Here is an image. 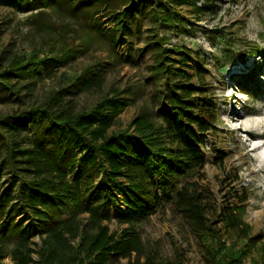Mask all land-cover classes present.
Returning a JSON list of instances; mask_svg holds the SVG:
<instances>
[{"label":"trees","instance_id":"16d2710c","mask_svg":"<svg viewBox=\"0 0 264 264\" xmlns=\"http://www.w3.org/2000/svg\"><path fill=\"white\" fill-rule=\"evenodd\" d=\"M208 1L204 5L212 8ZM145 3L153 2L0 0V7L40 19L49 10L69 17L108 10L125 32L127 18ZM153 6L157 23L171 25L178 16L165 2L155 0ZM166 42L155 33L144 47L153 57L149 70L160 87L159 109L155 113L141 109L122 130H111L127 105L117 92L103 94L88 110L74 112L65 103L69 94L101 87V77L88 69L82 76L67 78L42 104L0 114V264L7 255L14 264H106L117 256L127 258V264H157L152 257H143L130 224L161 205L198 237L210 264H239L243 259L264 264L263 237L253 234L243 218L246 195L240 192L234 202L222 196L213 206L198 183L204 164L202 137L216 119L209 111V99L193 96L192 76L185 70L188 57L174 61ZM250 53L264 55L257 49ZM68 57V52L41 57L39 50L14 56L0 66V103L15 94L9 79L40 77L42 65L50 60L63 65ZM194 76L203 81L200 70ZM243 83L240 78L238 87ZM19 215L33 228L15 224ZM112 218L129 226L110 231ZM34 234L40 239L35 247ZM236 244L238 256L229 252Z\"/></svg>","mask_w":264,"mask_h":264},{"label":"rangeland","instance_id":"374dc122","mask_svg":"<svg viewBox=\"0 0 264 264\" xmlns=\"http://www.w3.org/2000/svg\"><path fill=\"white\" fill-rule=\"evenodd\" d=\"M159 1L177 13L171 25L157 23L153 3H145L127 18L125 32L108 10L95 16L69 17L48 9V16L40 19L0 7L2 68L14 56H28L33 50H39L41 57L69 53L63 65L53 60L42 65L40 77L9 79L15 94L0 103V114L42 104L67 78L82 76L88 69L101 77V87L69 94L65 103L74 112L88 110L103 94L117 92L127 105L111 130L124 129L141 109L151 113L159 109L160 87L151 80L149 70L152 53L144 51L158 33L167 38L165 47L174 61L188 57L185 70L192 76L193 96L197 100L207 97L216 119L202 137L204 164L198 183L207 190L213 206L222 196L234 202L240 192L245 194L243 218L252 233L261 234L264 240V171L257 172L260 161L264 165V55L250 53L253 49L264 52V0H209L212 8H206L209 5L204 0H186L180 5ZM200 6H204L202 11L196 9ZM40 23L51 29L40 28ZM198 70L203 73L202 82L194 76ZM240 78L244 82L241 88L237 84ZM29 133L22 131L23 135ZM248 133L263 136L251 141ZM258 143L263 145L252 150ZM17 223L33 228L23 215L17 217ZM128 226L113 218L108 222L110 231L121 232ZM130 226L141 242L143 257L148 255L157 264H210L202 242L166 206ZM31 242L33 247L40 245L39 235H32ZM238 247L236 244L229 252L238 256ZM32 257L37 259L36 254ZM3 263L14 264L9 255ZM106 264H127V258L117 256ZM239 264L250 262L243 259Z\"/></svg>","mask_w":264,"mask_h":264},{"label":"bare ground","instance_id":"6f19581e","mask_svg":"<svg viewBox=\"0 0 264 264\" xmlns=\"http://www.w3.org/2000/svg\"><path fill=\"white\" fill-rule=\"evenodd\" d=\"M261 136H263V135L248 133V137L251 139V141H258V140H260ZM262 145H263V143L255 144L252 146V150L257 149V148L261 147ZM260 171H264V165H263L262 161H260V168H259V170H257V172H260Z\"/></svg>","mask_w":264,"mask_h":264}]
</instances>
